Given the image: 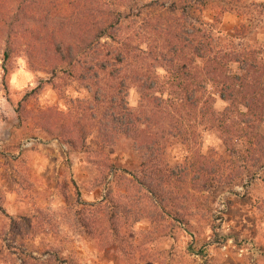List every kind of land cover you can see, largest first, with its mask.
Instances as JSON below:
<instances>
[{
  "label": "rangeland",
  "instance_id": "1",
  "mask_svg": "<svg viewBox=\"0 0 264 264\" xmlns=\"http://www.w3.org/2000/svg\"><path fill=\"white\" fill-rule=\"evenodd\" d=\"M13 2L0 3V264H264V163L230 170L240 177L202 194H194L190 180L173 182L164 188L170 199L159 206L163 196L145 192L142 181L154 183L139 174L129 140L106 145L102 154L91 122H83L88 137L79 139L81 123L73 118L82 107L68 100L97 106L95 86L67 75L51 78L44 61L29 59L30 25L7 26ZM237 23L225 13L221 29ZM8 34L12 46L4 60ZM126 101L137 107L135 87ZM224 106L217 97L214 107ZM61 120L73 146L53 136ZM200 150L215 161L220 154L236 159L212 132L202 133ZM165 156L178 166L188 152L175 144Z\"/></svg>",
  "mask_w": 264,
  "mask_h": 264
},
{
  "label": "trees",
  "instance_id": "2",
  "mask_svg": "<svg viewBox=\"0 0 264 264\" xmlns=\"http://www.w3.org/2000/svg\"><path fill=\"white\" fill-rule=\"evenodd\" d=\"M11 2L7 26L30 25L29 59L44 61L51 78L67 75L95 86L97 106L68 100L82 107L73 118L81 123L79 139L88 137L83 122H91L102 154L106 145L129 140L139 174L154 183L142 181L145 192L163 196L159 206L170 199L164 188L173 182L190 180L194 194H202L240 177L230 170L264 163V1L0 0ZM228 12L238 23L226 32L221 23ZM11 41L8 34L4 60ZM130 87L138 92L134 109L126 101ZM217 97L225 103L221 110L214 107ZM63 122L52 135L73 146ZM205 131L216 135L223 153L236 156L234 162L201 153ZM175 144L188 152L183 165L166 159Z\"/></svg>",
  "mask_w": 264,
  "mask_h": 264
},
{
  "label": "built area",
  "instance_id": "3",
  "mask_svg": "<svg viewBox=\"0 0 264 264\" xmlns=\"http://www.w3.org/2000/svg\"><path fill=\"white\" fill-rule=\"evenodd\" d=\"M244 251H245L244 248H239V249H237V255H238V256H241L242 253H243Z\"/></svg>",
  "mask_w": 264,
  "mask_h": 264
}]
</instances>
